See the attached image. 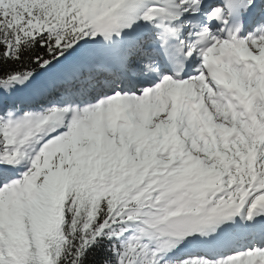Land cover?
Masks as SVG:
<instances>
[{
	"label": "snow or ice",
	"instance_id": "obj_1",
	"mask_svg": "<svg viewBox=\"0 0 264 264\" xmlns=\"http://www.w3.org/2000/svg\"><path fill=\"white\" fill-rule=\"evenodd\" d=\"M0 264H264V0H0Z\"/></svg>",
	"mask_w": 264,
	"mask_h": 264
}]
</instances>
